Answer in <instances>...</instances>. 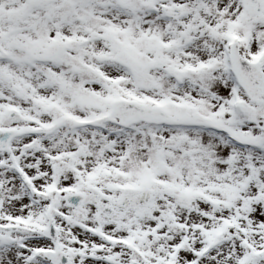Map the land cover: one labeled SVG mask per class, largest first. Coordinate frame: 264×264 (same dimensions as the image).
Here are the masks:
<instances>
[{"label":"snow or ice","instance_id":"6c2138e0","mask_svg":"<svg viewBox=\"0 0 264 264\" xmlns=\"http://www.w3.org/2000/svg\"><path fill=\"white\" fill-rule=\"evenodd\" d=\"M0 264H264V0H0Z\"/></svg>","mask_w":264,"mask_h":264}]
</instances>
